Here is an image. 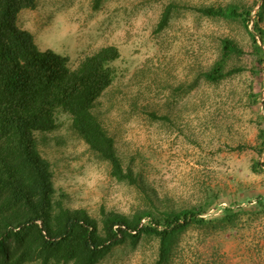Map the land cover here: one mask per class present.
<instances>
[{
	"label": "rangeland",
	"instance_id": "374dc122",
	"mask_svg": "<svg viewBox=\"0 0 264 264\" xmlns=\"http://www.w3.org/2000/svg\"><path fill=\"white\" fill-rule=\"evenodd\" d=\"M230 4L251 11L248 30L240 19L192 9ZM17 24L72 68L105 45L120 53L92 111L136 181L114 177L57 110V127L34 135L56 197L96 218L101 209H193L207 221L176 233L164 259L159 239L143 234L96 264H264V208L256 202L264 204V0H36ZM224 38L242 49L226 65L237 71L207 81ZM227 206L237 214L232 221L222 218Z\"/></svg>",
	"mask_w": 264,
	"mask_h": 264
},
{
	"label": "trees",
	"instance_id": "16d2710c",
	"mask_svg": "<svg viewBox=\"0 0 264 264\" xmlns=\"http://www.w3.org/2000/svg\"><path fill=\"white\" fill-rule=\"evenodd\" d=\"M35 5L36 0H0V264H96L113 247L135 242L143 234L159 239L164 259L176 233L207 223L201 212L182 209L125 215L101 209L96 218L82 208L66 207L56 197L51 164L39 151L34 135L57 127V110L69 114L72 130L109 163L114 177L132 183L136 178L123 167L113 137L92 111L114 79L110 63L119 57V49L102 46L70 67L67 56L40 49L32 33L17 24L20 11ZM192 9L205 16L240 19L248 30L249 9L235 4ZM168 13L169 7L160 25ZM249 34L256 42L255 35ZM241 52L233 40L222 39L221 55L203 73L204 79L214 82L236 72L226 65ZM256 202L264 208L262 197ZM222 211L223 220L232 221L237 215L231 206Z\"/></svg>",
	"mask_w": 264,
	"mask_h": 264
}]
</instances>
